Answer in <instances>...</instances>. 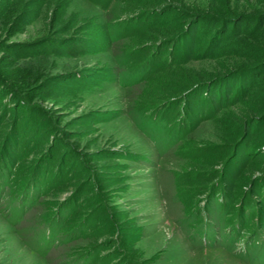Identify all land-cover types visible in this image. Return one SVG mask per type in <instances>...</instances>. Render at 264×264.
<instances>
[{"label": "rangeland", "instance_id": "rangeland-1", "mask_svg": "<svg viewBox=\"0 0 264 264\" xmlns=\"http://www.w3.org/2000/svg\"><path fill=\"white\" fill-rule=\"evenodd\" d=\"M0 84V264H264V0H0Z\"/></svg>", "mask_w": 264, "mask_h": 264}, {"label": "trees", "instance_id": "trees-1", "mask_svg": "<svg viewBox=\"0 0 264 264\" xmlns=\"http://www.w3.org/2000/svg\"><path fill=\"white\" fill-rule=\"evenodd\" d=\"M168 59H170V61H171L173 58H172L171 55H169ZM125 60L126 59L124 58L120 62L123 67L127 64V61H125ZM136 71L137 72H131V73H129L128 76H124L123 77L124 78V82H126V84H128V85L134 84L135 82H137L138 80H140L142 77L145 76L146 70L142 72L141 70L137 69ZM125 74H127V73L125 72ZM206 90H210V89L207 88ZM8 91H9V89H8ZM8 91H5V94L10 95V92H8ZM209 95L210 94H208V96ZM11 96H13V93H11ZM220 97H222V95ZM2 103L3 102L0 100V105L1 106H2ZM183 107H184V105H183ZM26 110L28 112H30V110L33 112V110L30 109V108H27ZM8 111H9V109L8 110L7 109H4V112L5 113L8 112ZM194 111H196V109ZM3 115H5V114H3ZM22 117H23L22 119L19 118L18 121H17V123L19 125L18 126L19 129L17 130V132H15V135L12 138V140L10 142H8V144L6 145L7 154H8L9 157L17 156L21 151H24L25 149H33L35 152H38L40 149H42L45 146V145L44 146H38V148H35L36 145L32 146V144H31L32 142H29L28 140H26L30 136H27L28 138H26L23 141H21L22 133H26L31 128L30 125L31 124L33 125V123H31L32 121L29 120L31 117L28 118L27 116H24L23 113H22ZM143 121L144 120H141L140 119L139 122L141 123L140 125L142 126V128H145L144 123L146 124L147 121H144V122ZM26 122H27L26 126L23 125ZM159 122L161 123V121H159ZM163 123L164 122H162V124ZM34 125H35V123H34ZM158 125H160V124H158ZM36 129H38V128H35V131H36ZM184 129H185L184 132H187L188 129H189V126L186 125ZM43 133H44L43 136H41L40 138H38L37 140H35V142L43 141V137L45 138V137H48L49 136V135H47L49 133V130L48 129L44 130ZM17 141H21V142L18 143V144L21 143L19 146L17 145ZM56 144L57 143L52 144L51 148H49V151L52 152V160L51 159H48L45 162L42 161L41 164H40V166H38V168L35 170L36 171V174H37L36 177H35L36 184H37L36 186H38V189L37 190L39 191L41 187L46 189L49 186V183L52 182L57 177H59V178H63L64 177V179L66 178L65 180H68V181H76V180H81L82 178H86L87 180H89V182H91L92 176L94 177V174H92V172H90L89 169H87L85 167H82V168H80V170H75V172L71 173L70 176L72 177L74 175L73 178H69L68 179V175L65 176V172H66L65 166H66V163H67V161L70 162V160H71V162L72 161H75V152L66 150L65 151V156H63L64 153L62 154V150L57 152V150H56L57 149V147H56L57 145ZM61 156H63V157H61ZM50 161H51V165H52V167H51L52 173H53V171L55 169L60 168V170H59L61 172V173H59L60 176L57 175V177H55L54 175H51V178H48L46 176L45 169H46V167L48 165V162H50ZM5 163L6 164H9V167H11L9 160H7ZM53 164L56 165V166H53ZM1 165H3V159H2V161H0V166ZM97 177H98V179H100V176L99 175ZM256 192H257V194H261L260 193V192H262L261 191V187H260V189H256ZM262 194H263V192H262ZM90 206H92V205H90ZM93 206H94V208L96 207L95 210H94V212H93L92 208H89V207L86 209L87 212L85 211V215L87 216L86 218H88L89 221H91V219L93 217H95V215L97 213V210H99V209L102 208L103 201H100L99 200V197H98V199L94 202ZM67 212L68 211L65 208L62 211V213H61L62 215L60 214V216H64L65 214H67ZM111 222H112V220L108 222L109 223L108 224L109 227H107V228H109V229H107V228H104L103 229L102 228V229H100L101 231L98 230L96 232L91 233V235L92 236H96L97 235L96 236L97 239H100V240L105 235H107L106 237H108V234H110L111 231H113V228H114L113 227L114 223L113 222L111 223ZM64 228H65V226H64L63 219L62 218L61 219H58L57 217H54L53 220L50 222V228L45 233H43L42 240H41V242H42V244H41L42 248H46V249L49 248L50 245L53 242H55V240H57V236L60 234V232L63 231ZM87 228H89L88 227V224H85L83 222L76 229H77V231L78 230H82L83 235L86 236V238H83L80 241V244L83 245V246H85V247H90L91 244H89L90 243L89 241H91V237L86 232L87 231ZM100 242L101 243L95 242L94 244L91 245V246L97 245V248H95V252L93 253V256L96 255L97 251L104 246L103 245L104 243L102 242V240ZM32 246L35 249L42 250V248L38 247V245L37 246L36 245H32ZM46 252H47V250H46ZM129 264H131V263H129Z\"/></svg>", "mask_w": 264, "mask_h": 264}]
</instances>
